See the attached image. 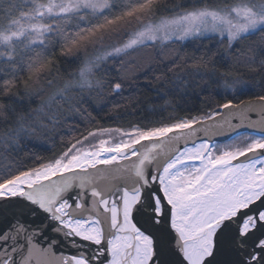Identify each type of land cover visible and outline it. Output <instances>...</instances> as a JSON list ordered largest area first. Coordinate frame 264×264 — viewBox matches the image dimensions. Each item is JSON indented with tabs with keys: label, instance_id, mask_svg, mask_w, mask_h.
I'll return each mask as SVG.
<instances>
[{
	"label": "snow or ice",
	"instance_id": "1",
	"mask_svg": "<svg viewBox=\"0 0 264 264\" xmlns=\"http://www.w3.org/2000/svg\"><path fill=\"white\" fill-rule=\"evenodd\" d=\"M0 264H264V0H0Z\"/></svg>",
	"mask_w": 264,
	"mask_h": 264
},
{
	"label": "trees",
	"instance_id": "2",
	"mask_svg": "<svg viewBox=\"0 0 264 264\" xmlns=\"http://www.w3.org/2000/svg\"><path fill=\"white\" fill-rule=\"evenodd\" d=\"M187 52L189 55L192 54V49L189 48L187 49ZM250 96V94L246 93L244 95H241L239 97H235L236 101L239 102V100H245V99H248ZM224 98V90L221 88L220 89V96L219 97H215V99H219L222 101V99ZM201 99H207V97H201ZM186 106L187 107H194V108H200L202 107L203 105L201 104V100L200 99H196V98H191V99H188L187 100V103H186ZM182 114V113H181ZM98 119L100 120V122L104 125V126H109L113 123V121H110V120H107L106 117H105V113H100ZM132 117H125V120H131ZM36 151L41 154V155H47L48 153L45 152L43 150V148H37Z\"/></svg>",
	"mask_w": 264,
	"mask_h": 264
},
{
	"label": "water",
	"instance_id": "3",
	"mask_svg": "<svg viewBox=\"0 0 264 264\" xmlns=\"http://www.w3.org/2000/svg\"><path fill=\"white\" fill-rule=\"evenodd\" d=\"M246 100V99H245Z\"/></svg>",
	"mask_w": 264,
	"mask_h": 264
}]
</instances>
